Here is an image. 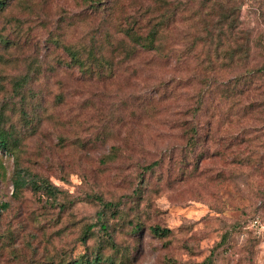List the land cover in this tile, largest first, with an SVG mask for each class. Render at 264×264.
Returning a JSON list of instances; mask_svg holds the SVG:
<instances>
[{"label":"rangeland","instance_id":"obj_1","mask_svg":"<svg viewBox=\"0 0 264 264\" xmlns=\"http://www.w3.org/2000/svg\"><path fill=\"white\" fill-rule=\"evenodd\" d=\"M98 1L0 9V127L18 137L22 175L57 188L15 192L14 155L0 150V264L95 251V264H264V79H245L264 69V0ZM156 21L152 51L123 34ZM67 49L105 55L110 71ZM98 222L112 245L86 229Z\"/></svg>","mask_w":264,"mask_h":264},{"label":"trees","instance_id":"obj_2","mask_svg":"<svg viewBox=\"0 0 264 264\" xmlns=\"http://www.w3.org/2000/svg\"><path fill=\"white\" fill-rule=\"evenodd\" d=\"M88 2H89L88 4L92 6H96L97 4L100 3V1L98 0L96 1L88 0ZM6 3H7V0H0V9L3 8ZM226 17H227L226 14L222 15L221 20L226 19ZM156 23L157 21L151 25L150 29L143 36V38H141V35L137 33V31L132 30L130 27L125 28L123 30V34L128 37L126 39L128 40L130 44L134 45V47L136 46V47H140L141 49L152 51L156 49V47H159L160 42H161L160 38H156L157 33H158V27H159V25H156ZM226 31L227 30H225V32ZM229 33H230V28H229ZM5 42L6 41L3 39L1 43L5 44ZM238 47L241 50V53L239 54L238 57L240 58V56L242 57V55L245 56L247 50L246 48L243 47V44H239ZM118 49H119L118 45L115 44L112 50L116 51ZM67 53L72 56L71 59L73 61L77 62L81 67H84L85 69L90 70L93 74L95 73L97 75H105L106 72L110 71V67H109L110 60L105 55L104 56L100 55L99 57H97L94 54L92 53L90 54L89 51H87L86 55H84L83 57V54H84L83 50L81 53L79 50H74V49H67ZM253 72H257L260 75V77L264 79V69L262 68V66L254 70H248V72L246 73L247 78L245 79H250V75ZM242 91L244 90H240V93ZM231 93H232L231 88H228V89L225 88V90H222V94L224 98L230 97ZM186 133L188 136L187 142L188 144H191V154H192L194 150V146L197 145L199 141V136L197 135V132L192 128H187ZM17 141H18V137L17 138L14 137L13 134H10V132L0 127V150L11 153L12 155H14V159H15V163H14L15 170L13 171L11 175V185H12L13 190L16 192L22 187H28L33 191L39 192L41 195L54 198L57 192V188L51 185L45 178L39 177L29 172H28L29 177L27 178L22 175V168L20 166L18 167V163L16 160L17 155L14 153ZM96 216L100 219L101 213L97 212ZM86 229L92 230V232L95 231L96 234L98 235H102L112 245V242H113L112 236H110L107 233L106 226L104 223L98 222V224H95V225H93L92 223H89L86 226ZM138 229L139 227L137 226L131 227V230H134V231H137ZM150 232L156 236H166L168 235L169 230L168 228L152 226L150 227ZM117 252L118 251L115 249L114 253H117ZM101 259H102V254H100L98 251L97 252L95 251L94 255L92 256H89L86 253H81L78 256L73 257L71 259H67V258L60 259L59 258L57 263L58 264H95L101 261ZM103 259H105L108 262V264H123L126 262V260H128L127 256L122 253H120L119 255H115V256H112V255L105 256Z\"/></svg>","mask_w":264,"mask_h":264}]
</instances>
